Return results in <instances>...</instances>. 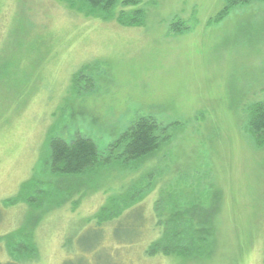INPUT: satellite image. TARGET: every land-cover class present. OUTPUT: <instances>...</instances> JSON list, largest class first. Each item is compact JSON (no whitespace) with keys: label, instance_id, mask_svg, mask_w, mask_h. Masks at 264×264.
I'll use <instances>...</instances> for the list:
<instances>
[{"label":"rangeland","instance_id":"1","mask_svg":"<svg viewBox=\"0 0 264 264\" xmlns=\"http://www.w3.org/2000/svg\"><path fill=\"white\" fill-rule=\"evenodd\" d=\"M138 1L119 3L106 21L61 0H0V235L43 212L24 203L1 205L36 175L38 189L70 195L43 212L33 229L38 257L28 264L73 258L64 242L71 237L74 250L93 227L83 220L124 194L141 198L135 206L143 208L145 223L130 229L133 213L115 226L117 240L127 241L122 244L114 240V221L108 223L105 246L83 260L113 264L115 249L119 264H179L144 249L158 235L155 202L185 186L195 199L202 188L212 197L221 193L214 254L187 264H264V147L243 131L246 106L264 99V0L237 7L218 23L208 19L224 0ZM123 8H141L142 23L119 25L114 19ZM140 116L167 127L171 140L122 165L121 152L109 146ZM77 136L95 142L99 165L64 176L38 167L51 137ZM207 201L188 208L210 215Z\"/></svg>","mask_w":264,"mask_h":264},{"label":"trees","instance_id":"2","mask_svg":"<svg viewBox=\"0 0 264 264\" xmlns=\"http://www.w3.org/2000/svg\"><path fill=\"white\" fill-rule=\"evenodd\" d=\"M61 1L70 9L85 16L100 17L106 21L114 16L113 11L119 3L122 7L136 6L139 3L138 0ZM253 1L263 0H224L221 9L208 19V23H218L231 10ZM143 18L144 11L141 8L131 10L123 8L118 11L114 20L119 25L131 27L140 25ZM176 27L182 29L183 26L175 23L173 28ZM245 111L246 122L243 131L249 135L255 147L263 148L264 99L248 104ZM166 130L167 127L159 124L151 116H140L116 140L111 142L109 149H117L121 152L122 158H118L120 159L118 162L122 165L138 162L159 151L165 143H169L171 139L165 135ZM47 145L49 153L38 167L45 169L51 175H76L101 163L99 150L90 138L77 136L71 141H65L58 137H51ZM110 160L109 156L104 158V162L109 163ZM40 183L41 181L36 175H31L29 179L21 183L18 192L14 196L2 200L1 205L7 207L24 203L36 210L42 209L43 212H47L49 209L60 207L69 198V193H66L65 197H58L60 194L58 192L38 189ZM184 187L180 189V192H177L176 196H172L168 192L167 196L155 202L153 212L156 220L153 222V228L157 229L158 235L144 249L146 256L175 257L181 259L179 264H187L186 260L199 263L212 258L217 242L214 216L215 212L218 211L217 202L221 201V193L217 190L216 195L214 194L212 197L208 192L202 193V188L200 191L197 190L200 197L195 199L193 189L186 193L182 190ZM52 195L58 199L51 200ZM140 201V197L133 198L132 195L128 194L109 197L92 217L83 220V224L93 223V227L92 230L88 229L87 233L77 238V241L79 239L82 241H78L74 250H69L72 249L71 237H68L64 242L63 246L66 253H72L73 258H66L62 264H88L90 260L86 259L87 262L83 259L89 258V255L94 256L98 248L105 246L103 244L105 227L113 221L114 240L120 244L127 242L123 239L117 240L119 234L115 226L119 227L124 219L129 218L128 216L134 213L136 215L135 225H131L130 229L138 230L139 226L145 223L143 208L138 205L135 206ZM206 201L210 215L195 214L191 209L196 206L188 208L193 204L199 206ZM43 212H39L35 216L27 215L21 226L0 235V250L3 249L2 251L6 254V258L0 260V264H28L37 259L39 250L34 241L33 229L42 219ZM1 219L0 211V221ZM113 251L114 256L111 257L110 261L113 264H119L118 255H115V249ZM115 257L117 263L113 262Z\"/></svg>","mask_w":264,"mask_h":264}]
</instances>
